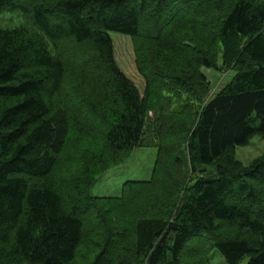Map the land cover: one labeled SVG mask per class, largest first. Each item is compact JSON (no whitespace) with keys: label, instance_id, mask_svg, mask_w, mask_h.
Listing matches in <instances>:
<instances>
[{"label":"trees","instance_id":"obj_1","mask_svg":"<svg viewBox=\"0 0 264 264\" xmlns=\"http://www.w3.org/2000/svg\"><path fill=\"white\" fill-rule=\"evenodd\" d=\"M15 11L26 21L0 28V264H85L83 245L89 264H210L212 249L264 264V155H233L264 138V0H0ZM110 33L130 38L142 95ZM202 68L235 75L208 99ZM145 134L151 178L92 197Z\"/></svg>","mask_w":264,"mask_h":264},{"label":"rangeland","instance_id":"obj_2","mask_svg":"<svg viewBox=\"0 0 264 264\" xmlns=\"http://www.w3.org/2000/svg\"><path fill=\"white\" fill-rule=\"evenodd\" d=\"M23 21L26 20L19 12L4 13L0 16V28L13 29L20 26ZM110 37L113 42L114 58L117 66L132 81L140 95H142L144 81L138 75L135 68L133 45L130 38L117 33H110ZM220 63L221 59L219 58L218 65H220ZM201 72L206 76L210 84L208 99L215 96L235 75L234 71L225 70L223 68L218 72L202 68ZM150 138L151 136L145 134L143 142L147 143ZM152 144L153 143H147L146 146L142 145L136 147L124 163L103 175L91 188V196L96 198L119 197L125 183L148 181L151 178L156 160V148ZM233 155L234 159L241 165L245 167L250 165L254 159L264 155V138H253L246 146L237 147ZM205 169V173L201 176L204 181L215 180L217 178V173L212 167H206ZM105 209L107 210V208ZM109 219L111 220V217ZM112 223L113 222L110 221V224ZM194 247L196 248V245H194ZM81 251L82 254L86 252V254H89L88 256L91 257L92 248H89V246L86 247L83 245ZM88 256H79L80 262L82 260L83 263L89 264V262L92 261V257L89 259ZM209 259L210 264H226L215 249L209 252ZM246 261L247 259H243L239 264H245Z\"/></svg>","mask_w":264,"mask_h":264}]
</instances>
